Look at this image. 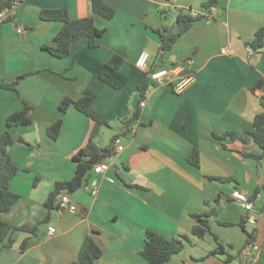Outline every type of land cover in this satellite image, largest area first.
Segmentation results:
<instances>
[{
  "label": "crops",
  "instance_id": "0c3cea01",
  "mask_svg": "<svg viewBox=\"0 0 264 264\" xmlns=\"http://www.w3.org/2000/svg\"><path fill=\"white\" fill-rule=\"evenodd\" d=\"M103 1L115 11L110 20L92 13L91 0H15L13 21L0 23V85L21 77L16 90L0 88V134L10 114L24 104L31 108V122L10 129L16 143L8 152L19 170L9 189L19 199L8 212H0V221L36 228L32 234L11 231L0 241V264H70L87 237L101 250L93 264H148L141 256L146 231L167 240L187 237L182 251L166 264H242L238 253L246 235L237 224L247 217L256 220L255 226L245 223V230H255L259 250L245 264H264V158L257 163L238 152L259 153L249 140L214 139L226 133L244 139L262 111L264 48L253 52L247 43L264 28V0H219L207 20L194 22L164 54L162 68L192 61L197 80L181 94L147 77L157 65L156 30L173 25L178 11L204 16L201 4L207 0ZM54 9L67 10L72 20L92 16L95 26L105 30L97 46L89 48L81 39L65 58L47 52L61 23L43 21L39 13ZM223 47L230 53L221 54ZM141 51L149 54L146 71L135 67ZM112 55L123 60L112 72L120 89L98 77ZM141 80L148 84L142 108L136 90ZM258 80L262 86L253 91ZM83 96L91 97L90 112L105 123L100 129L104 141L99 134L96 145L112 146L113 153L102 162L108 166L104 173L91 172L79 190L68 194L77 211L58 214L44 203L55 183L74 176L73 156L86 145L92 129L90 118L71 106L62 113L59 104ZM138 108L141 117L127 130L123 121ZM59 118L61 130L52 139L47 129ZM116 138L123 147L120 152L112 142ZM192 149L199 153L198 168L187 162ZM233 190L256 194L251 211L246 213L231 199ZM213 209L210 234L193 236L191 216ZM48 227L54 234H48ZM214 236L226 254H211L218 249Z\"/></svg>",
  "mask_w": 264,
  "mask_h": 264
},
{
  "label": "trees",
  "instance_id": "16d2710c",
  "mask_svg": "<svg viewBox=\"0 0 264 264\" xmlns=\"http://www.w3.org/2000/svg\"><path fill=\"white\" fill-rule=\"evenodd\" d=\"M218 1L219 0H207L206 2L202 3L201 7L207 13L201 17H192L186 12L178 11L173 25L166 24L163 25L159 30H156V33L159 36L160 46L157 55V65L150 72L162 69L160 64L162 63V57L164 54L171 50L176 41L192 27L194 22L200 19L207 20L209 18L208 16L212 13V8L217 7ZM14 5L15 0H0V16L10 12L5 18H0V23L13 21L11 13L13 11ZM91 9L93 14L99 15L106 20L112 19L115 14L114 9L105 4L103 0H91ZM161 14L164 17H167L165 11H161ZM39 17L43 21L61 23L60 30L53 37V45L51 47L45 48L47 52L56 58L67 57L69 55L70 46L81 39L87 40L89 48L96 47L97 40L105 33V30L98 29L95 26L92 16L72 20L65 9L42 10L39 13ZM247 46L250 47L253 52H258L260 49L264 48V28H260L255 33L254 39L248 42ZM122 64L123 60L121 57L117 55L110 56L105 62V70L101 71L98 75L99 79L113 89H120L121 85L112 76V72L120 69ZM18 80H16L13 84L0 85V88L16 90ZM261 86L262 81L258 80L254 84L252 90H258ZM147 88L148 84L145 80H141L139 85L136 86V90L139 92L141 100L144 99ZM91 103V97L83 96L77 100L65 98L59 104V110L62 113H64L67 108L71 106L78 112L90 118L92 122V129L86 145L73 156V161L76 163V167L72 179L65 182H58L53 185V188L44 203L48 211H52L57 208V196L61 192L71 194L79 190L92 172L93 167L98 163H102L103 160L109 158L113 153L112 146L99 148L95 143V139L99 136L100 129L105 125V123L90 112ZM261 106L262 111L255 115L252 129L245 133L244 139H240L234 133H226L222 136L214 135V139L221 142L226 137H229L233 141L239 140L242 143L247 140L253 142L259 150L258 154H252L246 151L238 152H240L245 157L253 158L257 163H259L261 159L264 158V102L261 103ZM30 112L31 108L27 104H24L22 110L10 114L5 122L6 130L0 134V212L2 213L8 212L19 199V196L9 189L10 180L18 173L19 170L12 162L8 152V149L16 143V140L13 139L10 133V129L13 127L28 125L31 122ZM140 117V109L138 108L129 118L123 121L127 127V130H129V124ZM62 123V118H59L56 122L48 127L47 134L50 138L56 139L58 137ZM18 141L22 142V139H19ZM222 147L224 149H228L223 144ZM187 162L196 168L199 167V153L196 149H192L188 154ZM255 196L256 194H254L252 197L254 198ZM214 203L217 204L218 201L214 200ZM206 204L208 203L206 202ZM215 216V209L204 214L192 215L191 217L195 221V224L191 228L192 235L201 239L206 234H210L209 219L215 218ZM245 219L246 218H242V220L237 224V226H239L246 235V243L244 248L238 253L240 257L249 244L255 243L254 241L256 236L255 230H252L251 232H247L245 230ZM224 225L230 226L231 224ZM15 230L32 234L35 233L36 228H30L28 226L16 228L6 222L0 221V241L4 240L11 231ZM214 239L217 243L218 249L211 254H226L222 244H220L215 236ZM10 242L13 243V241ZM187 242L188 239L185 236L167 240L152 231H146L141 256L147 261L148 264H166L174 255H177L182 251L184 243ZM8 247L9 246H3L2 249ZM25 247L26 240L21 243L20 248L21 250H24ZM100 256L101 250L99 247L91 237H87L79 249L77 260L70 264H93L94 260L98 259ZM229 259H231V257L227 256L226 261H229Z\"/></svg>",
  "mask_w": 264,
  "mask_h": 264
},
{
  "label": "built area",
  "instance_id": "2783aa9c",
  "mask_svg": "<svg viewBox=\"0 0 264 264\" xmlns=\"http://www.w3.org/2000/svg\"><path fill=\"white\" fill-rule=\"evenodd\" d=\"M15 6V5H14ZM3 15L0 16L2 18ZM18 33L22 32V28L17 29ZM221 54H228L230 53L229 49L226 47L221 48ZM149 58V54L146 51H141L139 56L135 61V67L138 70L146 71L147 70V61ZM191 64L192 61L189 59L184 64H175L166 68H162L159 70H155L152 72L147 73V77L149 81H151L155 85L160 86H167L169 87L174 93L181 94L186 88L194 84L197 80L196 74L191 71ZM184 69H188L189 71L183 74ZM147 91L145 92L144 99H142L139 103L140 108L144 107L145 105V97L147 96ZM113 145L118 152L123 150L122 145L120 144V139L116 138L113 140ZM108 166L104 163H98L93 167L92 172L95 174H102L107 170ZM92 195L96 194V191L91 192ZM230 197L233 201L238 203L244 211L247 213L252 210L253 202L256 197H249L246 194L238 191L233 190L230 193ZM56 211L58 214L69 211V212H76L77 208L76 205L70 201V197L66 192H61L57 196V208ZM246 223L250 226L256 225V220L251 217L246 218ZM47 232L49 235L54 234L55 229L53 227H48ZM259 250L258 246L255 243H251L246 247V250L241 255V263L245 264L247 258L253 253Z\"/></svg>",
  "mask_w": 264,
  "mask_h": 264
},
{
  "label": "rangeland",
  "instance_id": "374dc122",
  "mask_svg": "<svg viewBox=\"0 0 264 264\" xmlns=\"http://www.w3.org/2000/svg\"><path fill=\"white\" fill-rule=\"evenodd\" d=\"M99 140L101 141V143H102V141H104V138H102V134H100V138H99ZM98 140V141H99Z\"/></svg>",
  "mask_w": 264,
  "mask_h": 264
},
{
  "label": "water",
  "instance_id": "95a60500",
  "mask_svg": "<svg viewBox=\"0 0 264 264\" xmlns=\"http://www.w3.org/2000/svg\"><path fill=\"white\" fill-rule=\"evenodd\" d=\"M10 12H7L6 15H8Z\"/></svg>",
  "mask_w": 264,
  "mask_h": 264
}]
</instances>
